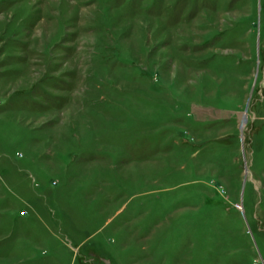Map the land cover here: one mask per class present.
<instances>
[{"label": "rangeland", "instance_id": "rangeland-1", "mask_svg": "<svg viewBox=\"0 0 264 264\" xmlns=\"http://www.w3.org/2000/svg\"><path fill=\"white\" fill-rule=\"evenodd\" d=\"M0 264H264V0H0Z\"/></svg>", "mask_w": 264, "mask_h": 264}]
</instances>
